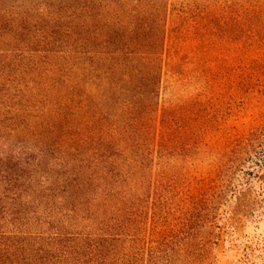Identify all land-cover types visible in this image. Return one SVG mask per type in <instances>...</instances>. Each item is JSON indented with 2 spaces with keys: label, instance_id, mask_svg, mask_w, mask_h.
<instances>
[{
  "label": "trees",
  "instance_id": "obj_1",
  "mask_svg": "<svg viewBox=\"0 0 264 264\" xmlns=\"http://www.w3.org/2000/svg\"><path fill=\"white\" fill-rule=\"evenodd\" d=\"M263 147L264 0H0V264L211 262Z\"/></svg>",
  "mask_w": 264,
  "mask_h": 264
},
{
  "label": "rangeland",
  "instance_id": "obj_2",
  "mask_svg": "<svg viewBox=\"0 0 264 264\" xmlns=\"http://www.w3.org/2000/svg\"><path fill=\"white\" fill-rule=\"evenodd\" d=\"M247 118L252 119L244 117V121ZM243 158V163L231 169L230 175H234L232 188H245L244 194L229 197L227 209L232 228L225 224L227 214L218 217L219 225H224L227 233L212 247L213 260L177 264H264V147Z\"/></svg>",
  "mask_w": 264,
  "mask_h": 264
}]
</instances>
